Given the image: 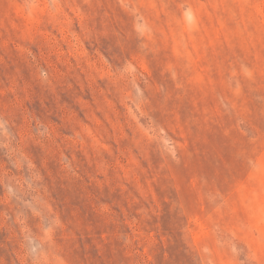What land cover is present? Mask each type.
Instances as JSON below:
<instances>
[{
	"label": "rangeland",
	"instance_id": "374dc122",
	"mask_svg": "<svg viewBox=\"0 0 264 264\" xmlns=\"http://www.w3.org/2000/svg\"><path fill=\"white\" fill-rule=\"evenodd\" d=\"M0 264H264V0H0Z\"/></svg>",
	"mask_w": 264,
	"mask_h": 264
}]
</instances>
